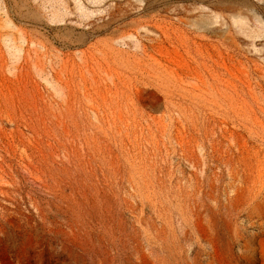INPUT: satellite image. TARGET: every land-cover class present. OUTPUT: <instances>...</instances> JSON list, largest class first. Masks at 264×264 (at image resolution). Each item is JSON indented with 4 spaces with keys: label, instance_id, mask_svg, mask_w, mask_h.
Masks as SVG:
<instances>
[{
    "label": "rangeland",
    "instance_id": "1",
    "mask_svg": "<svg viewBox=\"0 0 264 264\" xmlns=\"http://www.w3.org/2000/svg\"><path fill=\"white\" fill-rule=\"evenodd\" d=\"M0 264H264V0H0Z\"/></svg>",
    "mask_w": 264,
    "mask_h": 264
}]
</instances>
